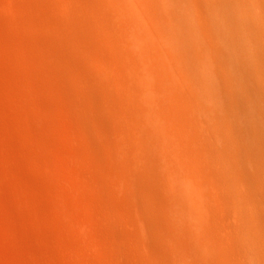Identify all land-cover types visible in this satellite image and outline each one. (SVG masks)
<instances>
[{
	"label": "bare ground",
	"instance_id": "obj_1",
	"mask_svg": "<svg viewBox=\"0 0 264 264\" xmlns=\"http://www.w3.org/2000/svg\"><path fill=\"white\" fill-rule=\"evenodd\" d=\"M0 12V56L18 68L0 81L43 172L27 175L10 128L0 135L14 264H264V0H0ZM238 137L256 174L239 168Z\"/></svg>",
	"mask_w": 264,
	"mask_h": 264
},
{
	"label": "rangeland",
	"instance_id": "obj_2",
	"mask_svg": "<svg viewBox=\"0 0 264 264\" xmlns=\"http://www.w3.org/2000/svg\"><path fill=\"white\" fill-rule=\"evenodd\" d=\"M0 14L3 15L4 13L0 12ZM9 50L12 53L16 54V55H21V54L23 55V51L17 46H12L11 48H9ZM4 51H7V47H4L3 45L0 44V55L3 54ZM51 58L55 60L54 57H51ZM6 66L7 67L9 66L10 69L13 70V71L18 69L17 66L14 65L12 63V61L8 57L7 58H3L2 56H0V72H1V69H3V67H6ZM27 67L29 69L35 70V71L41 70V73H47L49 71V69L47 67H42V65H39L37 67H32V66L27 64ZM51 81H52V83L56 82V80L55 79L53 80V78L51 79ZM3 83L0 81V131H2V132H0V135L4 131L9 132L8 130L10 128V130L12 131L13 134L10 133V136L6 135V137H4V136L3 137L7 138L10 142L13 141L14 139L15 140H14V146H13V144L11 145V143L8 144L10 147L13 146L12 147L13 150H12V148H10L7 145V143L9 141H7L6 139H5L7 141V142L5 141L6 143H4L3 139H2V143L0 141V146H2V147L4 146V148H5L6 145H7V148H5V149H7L8 151L11 150L12 152H9L10 154L13 153V155H15L16 153H18L16 155H18V159L19 158L21 159V161L19 162V165L21 167L23 166L22 168L25 170L24 172L27 175L40 176V175H42L43 172H41L39 170V168L36 166V163L33 160L32 152H31V151H33V149H32L33 147L31 146L32 142H33L31 130L29 129L28 126H26L21 121L22 119H20L21 117L23 118L22 115H25V113H24L23 110H21V108L17 107L15 104L12 103L11 92L3 85ZM35 119H36V117H35ZM233 125H237L238 126L239 123L238 124L237 123L231 124L232 127H237V126H233ZM232 127H230L232 130L229 129L231 135L240 134V132L243 131V130H239L240 127H241V129L244 128L243 125L242 126H238L239 127L238 130H237V128L235 130H233L234 128H232ZM244 129H246V128H244ZM233 131H234V133H233ZM11 135H13L14 139H12ZM9 137H10V139H9ZM242 138L243 137H238L235 140H232L234 142H236L238 140L239 142L237 141V144H236V143H233L231 141L232 143L230 142V144H231L230 147H231V149L234 148L233 151L236 152V153L234 152V157H237L236 158L237 159V163L239 165V168H242L243 173L244 174L247 173L248 175H252L253 173L256 174L255 172H256L257 168L259 167V161L257 160L255 155H251L250 154L252 152L251 149H252V146H253V142L251 141V138H249V137H247V138L244 137L243 139ZM233 145H235V146H233ZM20 146H21V148H18ZM23 149H25V150H23ZM27 150H28L29 153L27 152ZM19 152H21L24 155H20ZM235 154H236V156H235ZM100 157L102 159H104V160H108V157H106L104 155H101ZM71 160L74 161V162H77V160H74L73 158H71ZM5 182H7V181H5ZM68 185H69L68 187H71L69 183H68ZM70 204H71V206L73 208L74 205H73L72 201H70ZM28 208H29V210H27ZM28 208H26V210L29 212V214L32 213V214L36 215V214L39 213L37 210H33L30 207H28ZM24 209H25V206H24ZM27 211H26V213H27ZM84 211H85V209H84ZM5 213H6L5 209H3V207H0V240H1L0 241V264H12L14 262V260H16V259H14V257H13L14 255L11 254V252L9 254H6V253L9 252L7 250H9V247H10V241H9L10 238H9V236H7L8 233L6 232V228L3 225V221L5 220ZM85 213H87V212L85 211ZM29 226L30 225H26L25 224L24 228L29 227ZM33 227H35V226H33ZM37 227H38V225H37ZM74 227L76 228V226H74ZM7 238H9V239L7 240ZM2 241H3V243H2ZM4 242H6V243L4 244ZM4 247H6V248H4ZM56 247L58 249H61V250L65 249L62 246H56ZM5 249H6V251H5ZM89 250H91V248H89ZM9 255H10V257H9ZM12 259H14V260H12ZM8 260H10V261H8ZM51 260L55 264H62L64 262V258L62 256H53V257H51Z\"/></svg>",
	"mask_w": 264,
	"mask_h": 264
}]
</instances>
